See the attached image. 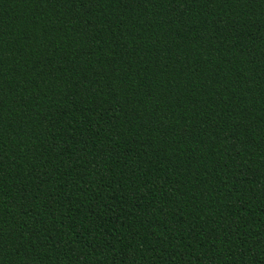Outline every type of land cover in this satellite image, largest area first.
I'll return each instance as SVG.
<instances>
[{
    "label": "trees",
    "instance_id": "trees-1",
    "mask_svg": "<svg viewBox=\"0 0 264 264\" xmlns=\"http://www.w3.org/2000/svg\"><path fill=\"white\" fill-rule=\"evenodd\" d=\"M0 264H264V0H0Z\"/></svg>",
    "mask_w": 264,
    "mask_h": 264
}]
</instances>
